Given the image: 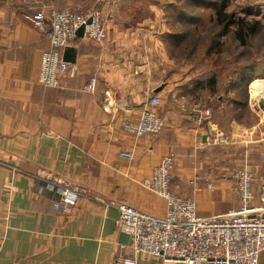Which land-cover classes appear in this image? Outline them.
Instances as JSON below:
<instances>
[{"label":"crops","instance_id":"1","mask_svg":"<svg viewBox=\"0 0 264 264\" xmlns=\"http://www.w3.org/2000/svg\"><path fill=\"white\" fill-rule=\"evenodd\" d=\"M59 5L60 0H0V264H117L132 256V237L118 227L119 210L108 204L126 202L164 214L165 201L142 181L166 154L175 157L171 190L195 200L200 215L239 209L233 175L243 166L254 172L259 204L264 110L253 105L255 78L245 99L235 97L229 106L244 104L256 124L247 126L230 113L222 122L219 114L231 93H209L208 100L217 102L213 118L197 128L191 113L203 105V81L178 78L169 55L156 58L152 26L122 27L121 17L102 11L106 38L79 37L61 50L79 71L64 75L59 87H45L39 70L51 44L32 18ZM250 75L264 81L261 70ZM152 96L161 97L162 131L136 136L125 130V122L139 121ZM219 133L228 143L217 141ZM65 187L79 192L74 203L61 199ZM138 264L185 263L147 257Z\"/></svg>","mask_w":264,"mask_h":264},{"label":"built area","instance_id":"2","mask_svg":"<svg viewBox=\"0 0 264 264\" xmlns=\"http://www.w3.org/2000/svg\"><path fill=\"white\" fill-rule=\"evenodd\" d=\"M42 28L51 48L43 51L39 81L45 87H59L64 75L75 77L79 71L76 63L68 61L61 50L72 45L78 31L84 27L82 37L102 41L107 36V25L102 12L93 9L74 11L51 7L32 18ZM97 78L93 77L87 90L94 92ZM161 97L152 96L144 104L136 123L125 122V130L136 136L160 133L164 119L159 113ZM191 118L201 128L213 118L211 107L197 104L192 108ZM219 143H228L223 133L217 136ZM121 155L133 158V153ZM175 157L163 155L152 169L151 176L142 185L160 196L166 204L164 214L147 212L126 202H110L119 210L118 227L131 235L133 255L121 258L117 264H138L141 258L177 261L185 264H261L264 252V184L260 202L255 204V175L248 167L239 168L233 175L241 198L239 209L203 216L198 212L195 200L177 195L171 190ZM211 187V185H210ZM79 192L67 187L61 192L64 202L74 203Z\"/></svg>","mask_w":264,"mask_h":264},{"label":"rangeland","instance_id":"3","mask_svg":"<svg viewBox=\"0 0 264 264\" xmlns=\"http://www.w3.org/2000/svg\"><path fill=\"white\" fill-rule=\"evenodd\" d=\"M56 7L79 12L97 9L108 17L114 14L121 17L122 27L143 25L147 29L152 26L159 49L156 58L160 60L169 55L178 78L184 75L190 81L199 79L203 83L216 78L220 83L215 93L209 89L201 92L203 105L211 107L215 103L216 99L208 100L209 93L225 98L230 92L228 107L219 114L221 121L228 119L230 113L247 126L257 123L244 104L229 105L236 98L240 101L248 95L249 85L239 84L244 67L264 72V0H60ZM217 11L230 14L232 23L220 24ZM240 19L247 23L258 20L262 26L245 43L235 33ZM256 80L252 85V98L253 86L264 84L263 80ZM253 103L255 105L254 98ZM262 108L264 110V106ZM259 135L260 130L253 136L258 138Z\"/></svg>","mask_w":264,"mask_h":264},{"label":"trees","instance_id":"4","mask_svg":"<svg viewBox=\"0 0 264 264\" xmlns=\"http://www.w3.org/2000/svg\"><path fill=\"white\" fill-rule=\"evenodd\" d=\"M217 17H218L220 24L224 23L228 25L232 23L231 15L228 13H224L223 11H217ZM238 22H239L238 31L235 33L242 43H245L248 37L255 35L259 31V29L262 27L261 22L258 20L253 21L251 23H247L245 19H240ZM251 71H252L251 68H248V67L243 68L242 74H240L241 77H239L240 78L239 84L243 83V84L249 85V83L252 82L253 77L250 75ZM217 85H218V82L216 78H212L209 82L204 83V86L207 89L211 90L212 92L216 91Z\"/></svg>","mask_w":264,"mask_h":264},{"label":"bare ground","instance_id":"5","mask_svg":"<svg viewBox=\"0 0 264 264\" xmlns=\"http://www.w3.org/2000/svg\"><path fill=\"white\" fill-rule=\"evenodd\" d=\"M261 95H264V84H256L254 86V92H253V98H254V101H255V105H257L259 107L260 104V97ZM261 108L263 106H260ZM263 109V108H262Z\"/></svg>","mask_w":264,"mask_h":264},{"label":"water","instance_id":"6","mask_svg":"<svg viewBox=\"0 0 264 264\" xmlns=\"http://www.w3.org/2000/svg\"><path fill=\"white\" fill-rule=\"evenodd\" d=\"M83 34H84V27H81V28L79 29V31H78V36H79V37H82ZM260 102H261V104L264 106V97H262V98L260 99Z\"/></svg>","mask_w":264,"mask_h":264}]
</instances>
